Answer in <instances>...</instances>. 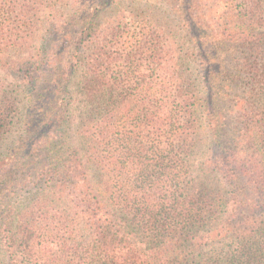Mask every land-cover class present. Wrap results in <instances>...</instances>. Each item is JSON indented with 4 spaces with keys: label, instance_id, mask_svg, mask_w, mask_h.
Listing matches in <instances>:
<instances>
[{
    "label": "trees",
    "instance_id": "obj_1",
    "mask_svg": "<svg viewBox=\"0 0 264 264\" xmlns=\"http://www.w3.org/2000/svg\"><path fill=\"white\" fill-rule=\"evenodd\" d=\"M0 264H264V0H0Z\"/></svg>",
    "mask_w": 264,
    "mask_h": 264
},
{
    "label": "rangeland",
    "instance_id": "obj_2",
    "mask_svg": "<svg viewBox=\"0 0 264 264\" xmlns=\"http://www.w3.org/2000/svg\"><path fill=\"white\" fill-rule=\"evenodd\" d=\"M79 32V26L67 27L59 32L55 38L54 43L56 45V50L58 51L60 61L63 62V65H68V62L71 59L72 53L74 52L75 42L77 37H79Z\"/></svg>",
    "mask_w": 264,
    "mask_h": 264
}]
</instances>
